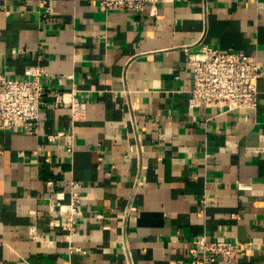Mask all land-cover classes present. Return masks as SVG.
I'll return each instance as SVG.
<instances>
[{
    "label": "crops",
    "instance_id": "0c3cea01",
    "mask_svg": "<svg viewBox=\"0 0 264 264\" xmlns=\"http://www.w3.org/2000/svg\"><path fill=\"white\" fill-rule=\"evenodd\" d=\"M204 45L256 57V109L189 108ZM35 64L85 112L45 95L39 132L0 130V264H196L203 234L246 246L216 264H264V0H0V73ZM70 179L71 237L49 213Z\"/></svg>",
    "mask_w": 264,
    "mask_h": 264
},
{
    "label": "built area",
    "instance_id": "2783aa9c",
    "mask_svg": "<svg viewBox=\"0 0 264 264\" xmlns=\"http://www.w3.org/2000/svg\"><path fill=\"white\" fill-rule=\"evenodd\" d=\"M162 0H99L101 9H127L142 12L148 5L156 13ZM187 63L191 68L192 83L188 88L189 108L216 106L230 110H254L258 106V82L262 76L255 56L229 48L219 50L206 45L201 50L190 54ZM47 74L44 66L28 65L23 77H11L0 73V130H14L25 133H37L40 130L41 113L46 105L44 96L54 98V107H70L73 119H78L85 112V103L77 98L67 97L66 92L47 88L42 82ZM49 135L51 141L63 135ZM49 159V158H47ZM48 185L54 187V180ZM69 190H57V197L50 202L49 213L53 217H62L65 227L71 235L77 233L80 215V181L70 179ZM59 188V186H58ZM57 188V189H58ZM69 194V200L63 203ZM102 218V212L97 213ZM36 230L33 229L32 232ZM80 250V249H79ZM246 246L243 242H232L224 238L210 239L200 236L189 253L196 264H216L220 259L235 260L243 256Z\"/></svg>",
    "mask_w": 264,
    "mask_h": 264
}]
</instances>
